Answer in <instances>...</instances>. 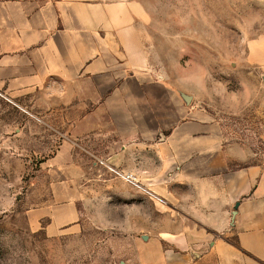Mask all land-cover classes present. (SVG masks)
Returning a JSON list of instances; mask_svg holds the SVG:
<instances>
[{
  "label": "crops",
  "instance_id": "obj_1",
  "mask_svg": "<svg viewBox=\"0 0 264 264\" xmlns=\"http://www.w3.org/2000/svg\"><path fill=\"white\" fill-rule=\"evenodd\" d=\"M136 9L132 0H0V93L33 108L60 140L50 168L67 188H79L68 177L83 169L77 153L96 147L157 200L160 223L146 227L139 264H264V165L234 168L248 156L220 147L199 120L170 126L168 103L149 117L154 85ZM89 186L78 189L83 205L93 202ZM56 203L74 212V200ZM136 207L124 218L138 219Z\"/></svg>",
  "mask_w": 264,
  "mask_h": 264
},
{
  "label": "rangeland",
  "instance_id": "obj_2",
  "mask_svg": "<svg viewBox=\"0 0 264 264\" xmlns=\"http://www.w3.org/2000/svg\"><path fill=\"white\" fill-rule=\"evenodd\" d=\"M132 1L154 85L149 117L168 103L170 126L199 120L220 147L248 156L234 168L264 165V0ZM19 103L0 93V264H139L146 227L160 223L154 218L163 208L96 147L93 156L77 153L83 169L68 174L79 190L90 185L93 202L83 205L78 189L61 183L67 175L50 168L60 140ZM149 119V129L158 126ZM68 199L75 201L72 215L56 203ZM135 203L138 219L129 221L124 210Z\"/></svg>",
  "mask_w": 264,
  "mask_h": 264
},
{
  "label": "built area",
  "instance_id": "obj_3",
  "mask_svg": "<svg viewBox=\"0 0 264 264\" xmlns=\"http://www.w3.org/2000/svg\"><path fill=\"white\" fill-rule=\"evenodd\" d=\"M126 178H127V180L132 181L130 177H127V176H126Z\"/></svg>",
  "mask_w": 264,
  "mask_h": 264
}]
</instances>
